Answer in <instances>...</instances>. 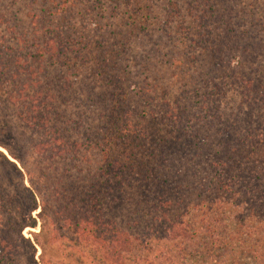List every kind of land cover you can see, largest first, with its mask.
<instances>
[{
  "label": "trees",
  "instance_id": "1",
  "mask_svg": "<svg viewBox=\"0 0 264 264\" xmlns=\"http://www.w3.org/2000/svg\"><path fill=\"white\" fill-rule=\"evenodd\" d=\"M49 245L264 264V0H0V264Z\"/></svg>",
  "mask_w": 264,
  "mask_h": 264
},
{
  "label": "rangeland",
  "instance_id": "2",
  "mask_svg": "<svg viewBox=\"0 0 264 264\" xmlns=\"http://www.w3.org/2000/svg\"><path fill=\"white\" fill-rule=\"evenodd\" d=\"M2 149V148H1ZM4 152L6 150L3 149ZM39 226L36 228V231L38 230ZM29 228H26L23 230V233L26 236H30L28 233ZM72 248H69L65 245H49L46 247V254H45V259L47 260H56L58 264H76L74 262L75 254L72 251ZM41 252V249L39 246H37V254ZM80 254V252H77ZM54 262V261H51ZM87 263H89L87 261Z\"/></svg>",
  "mask_w": 264,
  "mask_h": 264
}]
</instances>
